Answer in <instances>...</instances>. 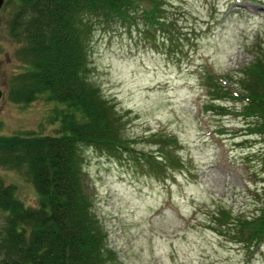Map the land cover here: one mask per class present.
I'll return each mask as SVG.
<instances>
[{"label":"rangeland","instance_id":"1","mask_svg":"<svg viewBox=\"0 0 264 264\" xmlns=\"http://www.w3.org/2000/svg\"><path fill=\"white\" fill-rule=\"evenodd\" d=\"M139 1L170 39L140 17L94 24L87 50V80L120 127L114 152L81 149V181L115 255L107 264H264V235L258 243L249 234L264 196V141L240 101L207 92L215 82L239 92L242 67L264 53V0ZM8 9L0 8V134L56 135L60 104L6 97L23 67ZM0 176L36 206L24 172L0 167Z\"/></svg>","mask_w":264,"mask_h":264},{"label":"trees","instance_id":"2","mask_svg":"<svg viewBox=\"0 0 264 264\" xmlns=\"http://www.w3.org/2000/svg\"><path fill=\"white\" fill-rule=\"evenodd\" d=\"M138 1L4 0L7 35L19 44L14 54L23 65L9 77L7 99L26 105L42 97L61 107L55 110L56 135L0 134V167L24 172L37 196L35 207L25 206L14 185L0 176V264L115 260L113 252H105L106 233L81 181L82 147L114 152L121 146L119 119L107 112L87 80V50L94 24L133 23L140 17L147 30L153 31L148 23L158 25L170 39L167 24L158 23L161 18L154 23ZM210 77L213 81L207 73ZM235 83L239 92L233 83L230 90L217 82L208 86L209 100L240 101V113L264 141V53L252 56ZM261 204L249 220L250 237L258 243L264 235V196Z\"/></svg>","mask_w":264,"mask_h":264},{"label":"water","instance_id":"3","mask_svg":"<svg viewBox=\"0 0 264 264\" xmlns=\"http://www.w3.org/2000/svg\"><path fill=\"white\" fill-rule=\"evenodd\" d=\"M3 1L4 0H0V8H1L2 4H3ZM1 96H2V93H1V90H0V98H1Z\"/></svg>","mask_w":264,"mask_h":264}]
</instances>
